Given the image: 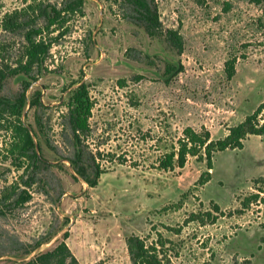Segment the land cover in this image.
<instances>
[{"label":"rangeland","instance_id":"obj_1","mask_svg":"<svg viewBox=\"0 0 264 264\" xmlns=\"http://www.w3.org/2000/svg\"><path fill=\"white\" fill-rule=\"evenodd\" d=\"M2 1L6 11L28 0ZM117 1L84 0L83 16L69 18V33L52 44L28 93L40 91L44 107H27L22 121L48 164L15 169L3 150L11 137L0 131V199L10 187L16 192L0 214V264L50 251L66 231L79 264H132L129 235L165 241L169 264H264V138L249 136L241 150L214 155L203 185L207 169L195 158L173 171L157 169L185 127L222 139L264 100V3L154 0L162 29L182 37L177 54ZM82 80L93 101L83 162L105 171L94 188L74 179L68 162L73 148L62 102ZM20 90L12 78L2 93L12 98ZM21 191L30 198L14 205Z\"/></svg>","mask_w":264,"mask_h":264},{"label":"trees","instance_id":"obj_2","mask_svg":"<svg viewBox=\"0 0 264 264\" xmlns=\"http://www.w3.org/2000/svg\"><path fill=\"white\" fill-rule=\"evenodd\" d=\"M121 1L142 23L149 37L163 38L177 54L182 52L181 35L177 30L162 29L154 0ZM248 1L254 5L264 3V0ZM113 2L118 3L117 0ZM83 6L84 0H63L59 5L28 0L19 7L5 11L4 2L0 0V131L9 133L11 137L3 150L8 154L10 164L17 170L25 171L28 168L34 169L39 164L42 166L48 164L43 159L40 148V155L36 153L33 139L21 118L27 107H44L40 91H33L30 96L28 93L32 84L36 83V76H40L45 70L44 64L49 57L52 44L69 33L68 27L65 26L71 17L83 16ZM55 33L57 34L55 37H50ZM235 62V59H231L225 63L224 71L229 79L235 73ZM173 70H175L173 66L167 65L165 72L171 74ZM12 78L19 79L21 90L10 98L2 91L7 81ZM62 104L66 110L63 117L73 148V158L68 160L69 166L76 175L74 179H81L89 188H94L105 171L100 169L99 164L89 169L83 162L86 154L83 141L90 133L89 119L93 109L89 85L83 80L80 81L69 90L68 98ZM249 136L264 138V100L253 113L229 128L227 135L222 139L212 140L209 132L204 129L196 132L191 127H185L181 137H178L174 146H171V150L158 158L157 169L173 171L174 168H183L189 157L195 158L204 162L207 169L206 176H201L197 183L203 185L210 179L209 171L213 168L214 155L225 150H241L244 147V140ZM32 181V179L24 181V186H30ZM261 182H264V177ZM15 194V188L10 187L2 195L0 214H3V202L13 198ZM257 197L258 195H254L252 198ZM29 198L26 191H21L13 200L14 205L24 204ZM249 202L250 199H247L246 202L243 201V205ZM218 210V206L215 205L214 212L217 213ZM206 216L209 218V213ZM197 219L196 215L188 218L189 221ZM62 236L63 241L52 250L39 253L22 264H79L65 243L68 231ZM165 244L166 242L161 239L148 244L146 239L136 235H129L126 239V248L132 264H169L167 252L164 250ZM41 245L42 242L38 241L34 247L39 248Z\"/></svg>","mask_w":264,"mask_h":264},{"label":"water","instance_id":"obj_3","mask_svg":"<svg viewBox=\"0 0 264 264\" xmlns=\"http://www.w3.org/2000/svg\"><path fill=\"white\" fill-rule=\"evenodd\" d=\"M24 116H25V113H23L21 120H23V117H24ZM22 122H23V121H22ZM26 127L28 128V130H29V132H30V135H31V137H32V139H33V143H34L35 151H36V153L39 155V147H38V144H37V142H36V140H35V136H34L32 130H31L28 126H26ZM83 183H84V182H83Z\"/></svg>","mask_w":264,"mask_h":264},{"label":"flooded vegetation","instance_id":"obj_4","mask_svg":"<svg viewBox=\"0 0 264 264\" xmlns=\"http://www.w3.org/2000/svg\"><path fill=\"white\" fill-rule=\"evenodd\" d=\"M40 155V154H39Z\"/></svg>","mask_w":264,"mask_h":264}]
</instances>
